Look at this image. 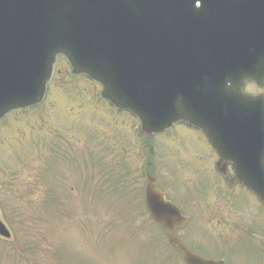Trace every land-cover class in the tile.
I'll use <instances>...</instances> for the list:
<instances>
[{"label":"water","instance_id":"obj_1","mask_svg":"<svg viewBox=\"0 0 264 264\" xmlns=\"http://www.w3.org/2000/svg\"><path fill=\"white\" fill-rule=\"evenodd\" d=\"M59 54L148 131L208 132L264 200V100L241 90L264 82V0H0V118L41 100ZM146 199L165 228L182 224L151 182ZM169 240L187 264H224Z\"/></svg>","mask_w":264,"mask_h":264},{"label":"rangeland","instance_id":"obj_2","mask_svg":"<svg viewBox=\"0 0 264 264\" xmlns=\"http://www.w3.org/2000/svg\"><path fill=\"white\" fill-rule=\"evenodd\" d=\"M81 80L85 84L84 79ZM82 83H79L80 87L85 88ZM52 85L58 88L60 85L68 86L74 85V83L56 73ZM60 91L58 94L52 95L51 100L53 101L48 108V112L54 119V121L51 119L54 122L53 128L60 130L61 133L64 129L55 120L58 111H61L65 118H68V113L75 120H79V127L85 129V136L81 138L82 141L93 144V146H88L90 150H94L95 147L99 149L96 160L103 162L101 156L104 149H109L106 146H113V157L111 156L114 163L113 168L118 172L117 175L124 174L123 176H127L128 183L131 184L128 190H123L126 192L125 197L115 198L111 203L101 199L96 209L94 203L91 200L87 201L85 197L98 198L104 196L98 195V193L94 194L93 185H85L82 178L84 175L75 167L74 173L77 175L70 179L69 185L63 186L68 187V189L73 188L72 195L63 202L62 207L56 204L48 207L44 196L46 189L44 183L38 180L35 184V181L28 179L27 173L24 172L33 168L34 175L36 174L35 166L37 167L41 163L39 156L44 154V151L39 150V154L35 152L37 142H35V146H28L27 151L22 150L24 146L8 147L12 152L11 155L7 151L11 155V160L0 162V164L12 174V177L9 176L4 179V190L18 189L12 192L15 197L20 198V202L17 203L11 197L9 203L15 205L17 212L26 215L24 222L26 223L28 244L22 246V253L28 257L29 244H32L35 258L33 261L29 257L28 259L33 264H175L165 258V254L172 257L176 254L170 251L166 244L163 246L158 244L159 242L163 244V241L158 240L156 236L158 234L161 238L163 234L154 223L146 218L142 201L136 197L131 198L130 192L137 191L138 194L140 182L146 183L145 180H142L146 167L144 162L140 161L139 156L141 155L144 159L142 154L143 141L139 140L137 127L133 126L137 123L129 116L127 118L120 117L109 112L107 107L95 104L93 106L95 111L92 112L93 115H96L95 124L86 126L83 117L85 112L87 113L91 109L90 102L80 96L68 98L64 92V87H60ZM47 107L48 105L36 113L37 127L40 125V117L46 114ZM107 121H113L112 127L119 129L121 127L125 131L122 140H111L110 143L97 142V133L100 130H108L105 134L112 139L116 138L118 134L116 130H112L102 123ZM65 122L71 124L69 119ZM88 127H90L92 137L88 136ZM3 134L2 138H6L11 133L5 132ZM13 136L10 141L17 142L15 140L16 132ZM66 141V146L63 139L61 146H48V158L43 159V161L51 160L50 154L54 155L55 149L57 155L54 156L60 157L64 161L61 156L67 154L73 158L76 156L77 148L85 147L76 146L75 139H67ZM157 142L154 140V146H161L162 149L164 146H169L164 143L159 145ZM206 145L204 141L195 137L193 131L178 132L176 136H173L170 146H172L171 149L179 148L180 152H175L173 157L169 153L161 155V159L166 160V165L170 168L174 166L173 170L169 172L166 167L159 166L158 161L161 156H156L154 159L157 161L155 165L161 167V175L166 173L163 181L168 185L170 191L175 194L180 193V197L182 196L184 199L189 198L188 194L193 192L191 201H184L183 204L187 208L186 213L190 222L186 227L179 230L180 235L185 238L184 241L187 244H191L194 249L202 254L214 258H225L226 264H264L263 257L254 249L255 245L262 251L264 250V219L260 215H256L258 212H262V216H264V212L261 210L262 206L253 194L238 185L227 184L217 175L215 170L217 157L206 151ZM120 146H130L131 158L129 160L126 158L118 160ZM61 149L62 153H60ZM31 150L33 156H31ZM0 158H3L1 152ZM85 159L82 154H77L75 162L83 168ZM91 160L93 159H89V161ZM122 165L125 173L119 172ZM64 168L65 166L63 171ZM84 172H86L85 169ZM68 175L69 171H64L62 177ZM107 175L108 173L105 177ZM28 186H31L32 190L36 187L35 193ZM26 187L28 188L24 191ZM36 206L44 207L43 214L46 210L45 221L42 218L39 219L42 211L36 209ZM34 216L38 219H35L33 223L31 218ZM108 216L115 224L124 222L129 225L126 229L114 227L109 224ZM98 221L100 224L96 227L95 224ZM28 223L33 225L35 229L41 228L42 247H40L39 253L38 251L36 253L35 250L38 246L35 241L36 233L30 231ZM101 224H104L106 229H99L102 227ZM93 229V234H91ZM31 233L34 235L32 240H30ZM34 252H32L33 255ZM4 261L3 264H8V255H4ZM180 264H183L182 261Z\"/></svg>","mask_w":264,"mask_h":264},{"label":"flooded vegetation","instance_id":"obj_3","mask_svg":"<svg viewBox=\"0 0 264 264\" xmlns=\"http://www.w3.org/2000/svg\"><path fill=\"white\" fill-rule=\"evenodd\" d=\"M248 89L251 91V92H253V93H259V92H261V93H264V88L262 89V88H259V86L257 85V84H250V85H248ZM180 127H183V126H180ZM180 127H173V128H171V129H169V130H167V131H165V132H163V133H160L159 135H157L156 137H155V140H158L159 139V142H157V144H161V143H164V144H167V145H169V146H164V149H162V154L161 155H165V154H168L169 153V155L170 156H172L173 157V154L175 153V152H180V150H179V148H173V149H171L172 148V146H170L171 145V142H172V138H173V136H176L177 134H178V129L180 128ZM169 137V138H168ZM171 138V139H170ZM171 150V151H170ZM170 151V152H169ZM154 152H155V150H154V143H151L150 142V154H149V162H150V155L151 154H154ZM146 157H147V155H146ZM161 161L162 162H166V160H164V159H161ZM163 189V188H162ZM164 190V189H163ZM165 192H167L166 190H165ZM168 193V192H167Z\"/></svg>","mask_w":264,"mask_h":264}]
</instances>
